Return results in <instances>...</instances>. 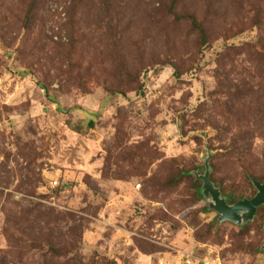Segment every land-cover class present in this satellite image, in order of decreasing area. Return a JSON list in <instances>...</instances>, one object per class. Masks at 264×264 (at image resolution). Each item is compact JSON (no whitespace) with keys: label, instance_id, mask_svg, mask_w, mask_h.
Listing matches in <instances>:
<instances>
[{"label":"rangeland","instance_id":"374dc122","mask_svg":"<svg viewBox=\"0 0 264 264\" xmlns=\"http://www.w3.org/2000/svg\"><path fill=\"white\" fill-rule=\"evenodd\" d=\"M171 3L0 0V264H264V207L221 222L196 191L209 154L222 198L264 179V123L224 106L264 89L249 24L264 0H180L179 15H213L202 49Z\"/></svg>","mask_w":264,"mask_h":264},{"label":"trees","instance_id":"16d2710c","mask_svg":"<svg viewBox=\"0 0 264 264\" xmlns=\"http://www.w3.org/2000/svg\"><path fill=\"white\" fill-rule=\"evenodd\" d=\"M172 3L170 4V15L173 18V22L175 24L181 22V21H188L191 24V28L193 30L194 33H196L197 37H198V44H199V48H205L209 43H210V37H209V33H208V28H207V24H208V20H210L211 16H208L205 20H199L194 14H183V15H179L176 11L178 5H179V1L180 0H171ZM210 6V10L211 13L212 11L214 12L216 9L213 7V5H209ZM253 9V17L251 18L249 24L256 29H260L262 30V28L264 27V12L263 9L261 8V5L256 4L252 7ZM169 16V15H168ZM244 31L241 29L239 31L238 34L243 33ZM229 33H231V31H229ZM264 42V40H263ZM114 45H116V43H112ZM261 46L262 47V53L260 52H255L253 57H257V60L259 62L262 61V59L264 60V45L262 44V39L257 41V44H255L254 48L257 49L256 47ZM43 90H45V87H42ZM236 89H238L236 87ZM258 91H255L254 88L251 89V91H249L248 96H252V103H250L249 105H244L242 107H239V103L237 100H240L242 98V94H238L236 91H233L231 89L230 93H228L227 97V101L224 103V106L226 108V110H228L229 114L231 115H236V114H240L241 116H243L245 119L244 123L246 124L247 128H249L248 126H250V124H255V122L257 124H263L264 123V89L261 86L257 87ZM255 91V92H254ZM47 98L50 100L51 98L47 95ZM250 134V132H249ZM251 135V134H250ZM240 149L237 147L236 143L232 146V147H228V148H216L214 150L215 152V156L216 155H223L224 157H226V155L228 153H238L236 151H239ZM227 154H226V153ZM212 168V167H211ZM213 169V168H212ZM212 181V180H211ZM257 182H260L262 184H264V179H256ZM213 182V181H212ZM214 183V182H213ZM197 201H200L203 199V195H202V187L198 188L197 190ZM245 198L240 196V197H235L233 195H228L226 196V200L228 205H234L240 201H243ZM211 229L208 233V235H211ZM196 240L200 243V242H206L208 241V238H201L200 236H197ZM51 251H53L54 253L56 252L54 249H52ZM60 253V252H59Z\"/></svg>","mask_w":264,"mask_h":264},{"label":"water","instance_id":"95a60500","mask_svg":"<svg viewBox=\"0 0 264 264\" xmlns=\"http://www.w3.org/2000/svg\"><path fill=\"white\" fill-rule=\"evenodd\" d=\"M211 155L205 162V174L197 178L202 181V194L207 199H212L210 208L220 215V221H231L237 225L247 224L255 217L259 208L264 207V184L253 181V184L258 191L256 196L251 200L244 199L234 205H228L227 200L222 198L221 191L215 187L211 181Z\"/></svg>","mask_w":264,"mask_h":264},{"label":"crops","instance_id":"0c3cea01","mask_svg":"<svg viewBox=\"0 0 264 264\" xmlns=\"http://www.w3.org/2000/svg\"><path fill=\"white\" fill-rule=\"evenodd\" d=\"M166 254H162V253H158L156 255H144V254H138L136 255L135 252H133V259L134 260V264H186V262L183 261H178L176 259V263H174V260H171L169 257L165 256ZM197 259V258H195ZM200 259V258H198ZM197 259V260H198ZM197 260H195L192 264H201L199 263ZM202 260V259H200Z\"/></svg>","mask_w":264,"mask_h":264},{"label":"built area","instance_id":"2783aa9c","mask_svg":"<svg viewBox=\"0 0 264 264\" xmlns=\"http://www.w3.org/2000/svg\"><path fill=\"white\" fill-rule=\"evenodd\" d=\"M57 179L58 178H55L51 181V183H50L51 188L55 189V188L59 187L60 183ZM138 188H140V186ZM43 189L46 190V188H43ZM195 260H197V259H195L193 257H188L186 264H192ZM197 261L201 264H223L219 258H216V259L204 258L202 260L198 259Z\"/></svg>","mask_w":264,"mask_h":264}]
</instances>
